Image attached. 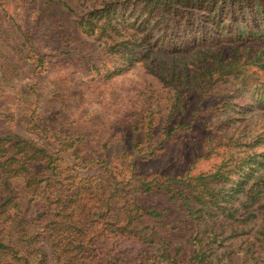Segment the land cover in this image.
Returning <instances> with one entry per match:
<instances>
[{
  "label": "trees",
  "instance_id": "1",
  "mask_svg": "<svg viewBox=\"0 0 264 264\" xmlns=\"http://www.w3.org/2000/svg\"><path fill=\"white\" fill-rule=\"evenodd\" d=\"M45 1L70 12L85 32L103 19L109 24L116 13L132 12L140 18L141 37L123 38L109 51L143 63L162 82L181 72L187 80L188 63L212 87L228 85L230 77L240 80L207 122L220 133L215 148L225 151L213 172L192 176L187 170L183 178L142 181L132 171L128 185L133 181L142 195H169L187 217L204 224L189 238V264H264V0ZM174 42L179 52L165 48ZM243 43L256 44L257 51L247 57L251 48L244 47L241 54ZM222 44L233 48L229 60ZM41 62L38 57L37 66ZM34 115L28 136L0 124V264H48L50 255L59 264H157L146 250L160 232L171 234L168 212L140 206L133 197L120 209L113 195L96 206L74 197L57 165L66 141L48 136ZM16 178L31 190L30 198L18 193ZM38 188L41 196L32 201ZM170 257V264H188L178 249Z\"/></svg>",
  "mask_w": 264,
  "mask_h": 264
},
{
  "label": "rangeland",
  "instance_id": "2",
  "mask_svg": "<svg viewBox=\"0 0 264 264\" xmlns=\"http://www.w3.org/2000/svg\"><path fill=\"white\" fill-rule=\"evenodd\" d=\"M45 3L0 0V124L28 136L34 112L48 136L58 134L66 141L57 165L74 197L96 206L113 195L119 209L133 197L140 206L167 211L166 223L173 230L155 237L146 250L149 262L170 264L166 257L172 260L178 249L179 258L189 264V238L204 224L187 217L163 192L142 195L133 181L128 185V178L132 171L142 181L183 178L187 170L192 176L213 172L225 151L215 148L220 133L207 122L240 80L230 77L228 85L212 87L188 63L187 80L181 72L171 83L162 82L143 63L127 61L114 53L116 48L109 51L123 38L141 37L140 18L132 12L116 13L109 24L103 19L93 32H85L66 9ZM221 46L229 60L232 46ZM244 47L251 48L247 57L257 51L256 44L243 43L238 52L243 54ZM165 48L179 52L177 42ZM250 70L263 74L254 66ZM211 146L215 151L208 156ZM12 182L30 198L21 179ZM33 194L32 201L41 189ZM48 264L59 263L50 255Z\"/></svg>",
  "mask_w": 264,
  "mask_h": 264
}]
</instances>
